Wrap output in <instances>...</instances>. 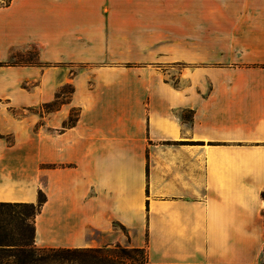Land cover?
Returning <instances> with one entry per match:
<instances>
[{"label":"crops","instance_id":"1","mask_svg":"<svg viewBox=\"0 0 264 264\" xmlns=\"http://www.w3.org/2000/svg\"><path fill=\"white\" fill-rule=\"evenodd\" d=\"M39 192L38 247L264 264V0H0V202Z\"/></svg>","mask_w":264,"mask_h":264},{"label":"trees","instance_id":"2","mask_svg":"<svg viewBox=\"0 0 264 264\" xmlns=\"http://www.w3.org/2000/svg\"><path fill=\"white\" fill-rule=\"evenodd\" d=\"M43 202L42 192L35 203L0 202V264H110L115 260L114 249L109 247H35L34 219ZM116 248L124 253L129 249L144 251Z\"/></svg>","mask_w":264,"mask_h":264},{"label":"rangeland","instance_id":"3","mask_svg":"<svg viewBox=\"0 0 264 264\" xmlns=\"http://www.w3.org/2000/svg\"><path fill=\"white\" fill-rule=\"evenodd\" d=\"M11 63H30V62H37V50L36 48H28L25 51H20L18 53L14 54V57L10 60ZM64 92L65 94L59 98L58 102L61 101H66V97L68 96V92L71 90L69 86L64 87ZM77 110L73 109L70 114V121L74 120L76 117ZM32 219V218H31ZM34 246H36L34 242ZM109 248L114 249L113 253L115 254L114 256V261H112L110 264H146V255L145 251H135V250H127V252H120L117 250L116 246H108Z\"/></svg>","mask_w":264,"mask_h":264}]
</instances>
